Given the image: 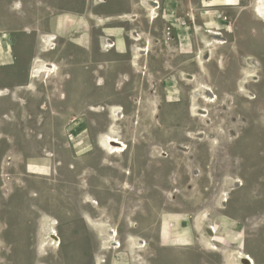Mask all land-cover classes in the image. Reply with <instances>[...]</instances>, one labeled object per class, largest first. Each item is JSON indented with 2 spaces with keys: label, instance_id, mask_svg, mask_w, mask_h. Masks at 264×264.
Listing matches in <instances>:
<instances>
[{
  "label": "rangeland",
  "instance_id": "374dc122",
  "mask_svg": "<svg viewBox=\"0 0 264 264\" xmlns=\"http://www.w3.org/2000/svg\"><path fill=\"white\" fill-rule=\"evenodd\" d=\"M254 1L242 0L240 8L224 10L221 17L213 12L206 14V10L213 8L192 7L195 20L188 15L190 22L189 27L185 26V32L191 36V51L195 54L165 56L164 60L170 63L168 71L150 70L152 57L148 55L149 48H144V53L132 52L131 55L133 66L142 58L147 64L146 68L138 66L139 102L142 98L147 100L151 97L160 101L154 104L158 108L155 117L138 119V174L145 175L144 180H147L146 174L152 170L146 172L140 166L151 162L154 155L164 158V163L154 170L167 171V167L172 170L173 163L176 169V181L172 183V178L167 179L162 185L164 192L152 187V183L147 185L146 180L138 182V190L146 192L147 186L152 184L153 190L159 192L155 203L158 202L160 214L173 210L174 205L176 210L185 209L177 206L180 200L188 206L186 209L202 208L197 219L198 232L195 233L200 239L189 237L187 245L173 247L171 245L178 243L172 241L168 227L163 223L160 243L153 247L146 246L140 238L130 240L127 248L122 246L118 231L120 234L125 230L123 220L130 217V212L115 206L105 211L102 206L109 196L114 205L126 202L119 199L121 187L114 184V189H111V185L106 184L104 188L107 191L100 194L101 189L96 188H103L102 181L96 176H85L84 168L93 163L88 156H82L88 148L85 146L86 133L81 132L87 121L77 119L74 126H67L63 132L61 126L66 121L53 118L55 114L49 118L50 114L45 113L55 105L43 103L41 109L45 110L46 116L43 119L21 120L20 123L11 118L0 120V129L8 128L6 137L11 139L8 147L16 152L14 155L9 153L11 160H7L4 171L5 177L11 178L10 187L6 194L0 196V264H90L91 253H94L95 264H220V253L225 264H239L235 257L237 251L251 254L256 264H264V18L254 10ZM156 2L158 8L155 16L151 15L153 20L158 18L161 8L160 2ZM129 19L136 18L130 16ZM205 21L207 24L203 25ZM208 28L222 33L227 44L216 46L210 59H204L200 50L205 48L203 32ZM164 30L172 32L169 28ZM131 39L140 41V35ZM50 44L52 49L46 42V51L56 48L55 36H50ZM188 44L189 41L186 51H190ZM33 64L35 66L36 61ZM55 68L49 75L31 74V77L49 85L57 74ZM99 83L104 82L101 80ZM202 84L210 85L217 96L211 104L205 105L198 92ZM29 90L35 93V85L32 84ZM120 90L121 87L112 97L119 96ZM246 92L254 93L256 99L247 100ZM3 94H8V90ZM163 95L169 103L162 102ZM65 97L64 93L60 96L62 99ZM194 104L198 107L195 111L192 108ZM30 107L29 104L25 106V113ZM199 108L206 109V113L196 115ZM116 109L119 111L121 108L114 111ZM89 110L103 113L105 107L95 106ZM112 120L114 123L108 132L116 137L119 120L113 117ZM29 122L31 127H28ZM106 126L107 123L96 121L97 130H104ZM20 135L27 137V144L20 142ZM99 135V144L95 142L97 148L93 150L106 158L121 155L106 150L102 144L103 137L112 135ZM141 135L144 136L142 140ZM0 137V141H5V136ZM30 137L33 140L36 137L37 144H29ZM168 141L172 147L169 153L159 150L149 156L142 153L152 144L160 148ZM104 161L106 165H112L107 159ZM239 183H243L240 188L237 187ZM71 192H78L75 197L77 208L68 200L74 201V197L66 195ZM142 195L145 193L139 196ZM223 197L227 199L226 204H222ZM143 202L138 198L139 207ZM78 211L84 215L82 219L88 232L83 231L82 221L77 218ZM89 211L93 212L94 218ZM221 213L232 216L235 222L227 224L221 221L218 217ZM130 218L129 227L136 229L137 223L132 220L133 216ZM208 218L210 221L216 218L218 227H223L221 232H227L225 237L231 241L236 240L231 235L239 231L238 246L227 242L222 245L217 229V246L206 244L202 220L208 221ZM50 219L54 220L53 227L61 238V244L56 247L47 244ZM76 224L80 225L83 238L91 237L92 249L81 253L84 260L77 247L76 241L81 238L74 232ZM118 243L120 246H116ZM203 248L215 253H208ZM126 253L129 259H126Z\"/></svg>",
  "mask_w": 264,
  "mask_h": 264
},
{
  "label": "crops",
  "instance_id": "0c3cea01",
  "mask_svg": "<svg viewBox=\"0 0 264 264\" xmlns=\"http://www.w3.org/2000/svg\"><path fill=\"white\" fill-rule=\"evenodd\" d=\"M156 1L160 2L161 8L158 11V18L153 20L151 8L141 3V0H106V3L102 4L97 0H0V120L11 118L12 121L20 123L21 120L43 119L46 117L45 113L50 114L49 118L55 114L53 118L66 121L64 126H61L63 132L67 130V126H74L73 122L77 119L87 121L86 128L81 132L86 133L85 146L88 148L82 156H88L93 163L84 168L85 176L93 178L101 169L103 187L106 184L111 185V189H114V184L121 187L119 199L126 202L114 205L109 196L105 198L102 207L105 211L111 210L112 206L119 210L124 207L130 212V217L133 216L132 220L137 223L136 229L129 227L131 218L125 217L123 220L126 223L125 230L120 234L117 230L118 237L120 235L119 241L126 248L130 240L138 238L144 240L146 246L148 244L153 247L154 244L160 243L163 223L167 225L172 241L178 243L171 245L173 247L187 245L189 237L199 240L200 237L195 233L198 232L196 227L198 215L202 212V208L198 207L193 210L186 209L188 206L180 200L177 206L185 209L176 210L174 205L173 210L159 213L158 202L155 203L159 192H155L152 187L164 192L165 188L162 185L167 179L172 178V183L176 181V169L173 163L172 170H168V167L167 171L154 170L164 163V158L159 159L158 155H154L152 161H148L149 164L140 166V169H145L146 172L148 169L152 170L146 174L145 180L147 185L152 183L153 186L152 184V187L147 186L146 192L143 189L138 190V182H145V175L143 177L138 174V119L155 117L158 108L154 104L160 101L151 97L147 100L142 98L139 102L138 66L146 68L147 64L142 58L139 64L133 66L131 59L133 47H140L142 50L149 48L148 55L152 57L149 64L151 71H168L170 63L164 60L165 56L195 54L191 51L193 49L191 36L189 32H185V26L189 27L190 22L188 15L195 20L191 13L192 7L213 8L206 10V14L213 12L221 17L222 11L242 6V0ZM229 2L234 5H229ZM237 4H239L237 7H231ZM130 16L136 19H133L134 21L127 19ZM166 28L172 32L164 30ZM133 31L140 35V41L131 39L130 34ZM50 36L56 37V48L46 51V39ZM106 38L114 41L113 49L106 50L103 47ZM187 41L190 51H186ZM38 61L54 63L57 67V74L49 81V85H43L41 79L31 77V74H35ZM195 64L201 71L196 60ZM42 74L46 76L45 73ZM101 80L104 83L100 85ZM32 84L36 87L35 93L29 90ZM119 87H121L119 96L113 98V93ZM5 90H8V94H3ZM63 93L65 99L60 98ZM165 97L163 95L162 102L169 103ZM43 103L53 104L55 108L45 112L41 109ZM27 104L31 107L25 113ZM95 106L105 107V111L95 113L89 110ZM115 108H121L124 115L123 119L115 123L119 128L117 136L127 145V150L121 155L106 158L104 154L93 149L97 148L95 142L99 144V134L115 136L108 132V128L114 123L112 110ZM96 121L107 123L106 128L97 130ZM14 125L17 126L16 123ZM28 127H31L30 122ZM0 135L6 137L8 128L0 129ZM143 137L141 135L140 140ZM19 139L21 143H28L25 135H20ZM37 141L36 137L34 140L30 137L29 144L33 145ZM0 142L1 196L7 193L11 184V178L4 175L7 160H11L9 153L14 155L16 152L8 147L11 139L6 137L5 141ZM157 150L169 153L172 147L169 141L160 148L152 144L142 153H148L149 156ZM104 159L112 165H106ZM127 171L130 173L127 174ZM143 192L145 195L139 196ZM172 192H175L174 188ZM138 198L144 201L140 207ZM218 217L227 224L235 222V218L228 214L221 213ZM215 220L216 218L210 221L208 218V222L217 229V235H221L223 241L221 244L227 242L237 247L239 231L232 233L231 236L236 240L231 241L225 237L227 232H221L223 227H218ZM204 250L215 253L208 249ZM125 255L126 259H129L128 254ZM219 258V263L225 264L222 253Z\"/></svg>",
  "mask_w": 264,
  "mask_h": 264
},
{
  "label": "bare ground",
  "instance_id": "6f19581e",
  "mask_svg": "<svg viewBox=\"0 0 264 264\" xmlns=\"http://www.w3.org/2000/svg\"><path fill=\"white\" fill-rule=\"evenodd\" d=\"M144 5H149V7L151 8L150 13L151 15L155 16V10L157 7V2L153 1V0H141ZM97 2L105 3L106 0H97ZM254 10H256L257 13H259V15L264 18V0H255L254 1ZM132 18L134 16H131ZM129 19V17H128ZM204 34V38H205V48L200 50L203 53H201L200 56H203L204 59H208L211 55H212V51L216 46H221L224 44H227V39L224 37V35L222 33H219L217 31H212L211 29H207L206 32H203ZM134 38H139V34L136 32H133L131 34ZM53 40V39H52ZM47 42V46L49 49H52V47H49L50 44V37H48V39H46ZM115 46V43L109 39L106 38L104 39V44L103 47L106 48V50H109L111 48H113ZM133 52L136 54H141L144 53L145 51L142 50L139 47H133ZM210 59V58H209ZM49 66V68H48ZM55 65H51V64H47L44 61H38L37 62V66L35 68V75H40L42 73H45L46 75H49V73L55 68ZM56 69V68H55ZM201 95V97H203V102L204 104H211L212 102L215 101V98L217 97L216 94L214 93L213 89L211 88L210 85L207 84H202L200 91H198ZM197 93V92H196ZM245 97L247 98V100H254L256 99V95H254V93H250V92H246L245 93ZM194 111L196 110L197 105L194 104L193 107ZM118 112V113H117ZM196 115H204L206 113V109H198V112H196ZM114 114V113H113ZM114 115H118L119 118L121 117V115H123L120 111H118V109H116V113ZM118 118V117H117ZM103 142L102 144L105 145L106 150L110 151V152H114L117 154H122L127 150V145L120 141V139L113 137V136H105L103 137ZM77 145V144H76ZM77 147V146H76ZM78 148V147H77ZM241 181V180H239ZM243 185V183H239L237 184V187H241ZM225 198V197H223ZM223 202L222 204H226L227 203V199H222ZM54 220L50 219L48 224V229L49 230V235L48 236V243L46 241V243L48 245H54L59 246L61 244V238L56 234V231L53 227L54 224ZM202 225H203V230H202V235H204L205 239H206V244H208L209 246H217L216 245V228L214 227V225L212 223H209L207 220H202ZM109 235V234H108ZM138 240V239H137ZM140 240V239H139ZM142 242V241H140ZM116 243V242H114ZM139 245H141L140 243H138ZM145 244V243H144ZM119 245L116 244V246ZM120 246V245H119ZM235 257L237 259V261L239 262V264H256L255 258L249 254V253H245L242 251H237L235 253Z\"/></svg>",
  "mask_w": 264,
  "mask_h": 264
},
{
  "label": "flooded vegetation",
  "instance_id": "af4514ba",
  "mask_svg": "<svg viewBox=\"0 0 264 264\" xmlns=\"http://www.w3.org/2000/svg\"><path fill=\"white\" fill-rule=\"evenodd\" d=\"M122 114H123V112H122V110L120 109L119 110ZM116 113V111H114V109L112 110V116H113V118L114 119H118V120H120V119H122L123 117H124V115H121V117L119 118V116L117 115H114V114ZM118 113V112H117ZM118 117V118H117ZM92 155H94V154H92ZM103 172V170H101V171H99V173L98 172H96V176H97V178H98V180H101L102 181V175H101V173ZM78 177V176H77ZM144 177V176H143ZM94 188H96V187H94ZM96 189H101L100 191H101V193L100 194H104L105 192L104 191H107L104 187L103 188H96ZM34 195V194H33ZM66 195H69L70 197H74L73 198V200L74 201H72L70 198H68V200H70L71 201V203H72V205H73V207H75L76 206V208H77V204L75 203V200H76V198L75 197H77L78 196V192H71L70 194H66ZM3 207V206H2ZM80 210V209H79ZM78 213V217L77 218H79V219H81V221H82V226H83V229L84 230H88V227H87V225H86V223L84 222V219H82L83 218V214L81 213V211H78L77 212ZM89 213H90V211H89ZM77 218H75V219H77ZM74 227H77V228H75L74 229V232H75V234L76 235H78L77 237L79 238H81V239H79V240H77L76 242H78V245H86V244H88V245H90V240H91V237H90V235H87L88 236V239H86V238H83L84 237V234L82 233V230H80V225H78V224H76V225H74ZM88 232V231H87ZM86 239V240H85ZM9 264H11V262H8ZM90 264H95V258H94V253H91V255H90V262H89ZM75 264H79V263H76L75 262Z\"/></svg>",
  "mask_w": 264,
  "mask_h": 264
},
{
  "label": "water",
  "instance_id": "95a60500",
  "mask_svg": "<svg viewBox=\"0 0 264 264\" xmlns=\"http://www.w3.org/2000/svg\"><path fill=\"white\" fill-rule=\"evenodd\" d=\"M92 208V207H91ZM93 209V208H92ZM90 214L92 215V217L94 218V216H93V212L92 211H90ZM78 247V250H79V253L81 254V253H83V252H85L86 253V250H91L92 249V245H78L77 246ZM86 249V250H85ZM83 250V251H82ZM82 255V260H84V258H83V255L84 254H81ZM75 260V259H74Z\"/></svg>",
  "mask_w": 264,
  "mask_h": 264
},
{
  "label": "built area",
  "instance_id": "2783aa9c",
  "mask_svg": "<svg viewBox=\"0 0 264 264\" xmlns=\"http://www.w3.org/2000/svg\"><path fill=\"white\" fill-rule=\"evenodd\" d=\"M100 1V0H99Z\"/></svg>",
  "mask_w": 264,
  "mask_h": 264
}]
</instances>
